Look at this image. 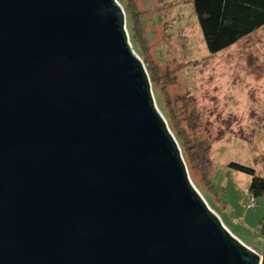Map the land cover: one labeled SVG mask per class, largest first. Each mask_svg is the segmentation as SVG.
I'll return each instance as SVG.
<instances>
[{"label": "water", "instance_id": "1", "mask_svg": "<svg viewBox=\"0 0 264 264\" xmlns=\"http://www.w3.org/2000/svg\"><path fill=\"white\" fill-rule=\"evenodd\" d=\"M0 264H264L190 181L116 0H0Z\"/></svg>", "mask_w": 264, "mask_h": 264}, {"label": "rangeland", "instance_id": "2", "mask_svg": "<svg viewBox=\"0 0 264 264\" xmlns=\"http://www.w3.org/2000/svg\"><path fill=\"white\" fill-rule=\"evenodd\" d=\"M116 1L140 52L132 50L154 75L155 104L186 141L190 181L232 236L263 253L264 193H248L252 177L228 165L264 179V26L211 55L191 0Z\"/></svg>", "mask_w": 264, "mask_h": 264}, {"label": "trees", "instance_id": "3", "mask_svg": "<svg viewBox=\"0 0 264 264\" xmlns=\"http://www.w3.org/2000/svg\"><path fill=\"white\" fill-rule=\"evenodd\" d=\"M191 1L207 52L211 55L233 46L264 26V0ZM131 35L132 49L140 52L133 33ZM136 51L135 53L137 54ZM149 75L151 82H153L154 75L151 73ZM169 129L175 134L174 137L181 147L183 160L184 158L186 159L188 147L186 146V141H182L183 137L180 138L179 136L181 132L172 127ZM228 167L252 177L248 187V193L252 196L256 197L264 193V179L255 176L253 169L237 163H230Z\"/></svg>", "mask_w": 264, "mask_h": 264}, {"label": "built area", "instance_id": "4", "mask_svg": "<svg viewBox=\"0 0 264 264\" xmlns=\"http://www.w3.org/2000/svg\"><path fill=\"white\" fill-rule=\"evenodd\" d=\"M252 207H253V204H252ZM245 208H249V206L247 205V207H245ZM250 208H251V206H250ZM246 247H247V246H246ZM247 248H248L251 252L257 254L259 258L264 257V252H263V253H257L256 251H254V250L251 249L250 247H247Z\"/></svg>", "mask_w": 264, "mask_h": 264}, {"label": "crops", "instance_id": "5", "mask_svg": "<svg viewBox=\"0 0 264 264\" xmlns=\"http://www.w3.org/2000/svg\"><path fill=\"white\" fill-rule=\"evenodd\" d=\"M237 238V237H236ZM238 239V238H237ZM243 243V242H242ZM244 244V243H243ZM246 245V244H245ZM247 246V245H246Z\"/></svg>", "mask_w": 264, "mask_h": 264}, {"label": "clouds", "instance_id": "6", "mask_svg": "<svg viewBox=\"0 0 264 264\" xmlns=\"http://www.w3.org/2000/svg\"><path fill=\"white\" fill-rule=\"evenodd\" d=\"M245 245V244H244ZM246 246V245H245ZM248 247V246H247Z\"/></svg>", "mask_w": 264, "mask_h": 264}]
</instances>
